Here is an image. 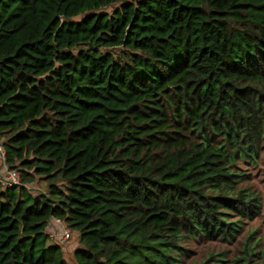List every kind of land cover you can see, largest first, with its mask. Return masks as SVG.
Here are the masks:
<instances>
[{
  "label": "trees",
  "instance_id": "trees-1",
  "mask_svg": "<svg viewBox=\"0 0 264 264\" xmlns=\"http://www.w3.org/2000/svg\"><path fill=\"white\" fill-rule=\"evenodd\" d=\"M0 139L22 182L0 184V264H67L52 218L76 264L234 241L259 203L240 164H264V0H0Z\"/></svg>",
  "mask_w": 264,
  "mask_h": 264
},
{
  "label": "rangeland",
  "instance_id": "rangeland-1",
  "mask_svg": "<svg viewBox=\"0 0 264 264\" xmlns=\"http://www.w3.org/2000/svg\"><path fill=\"white\" fill-rule=\"evenodd\" d=\"M115 5V4H114ZM111 7H105L104 10L111 11ZM79 20V18L74 19ZM3 140L0 139L2 145ZM4 152V157L2 153ZM6 152L0 150V181L3 180V172L7 168L5 160ZM241 169L247 174L245 181L242 184L249 186L256 196L258 203V210L252 219L244 218V223L241 231L238 233L237 238L231 242H224L220 240L208 241L202 237L195 238L185 242L187 248V256L181 258L180 264H196L206 260L207 264H238V258L243 256L242 250L244 249V241L252 233L253 237L250 239V244L254 246L255 254L252 255L253 264H262L264 256V164L257 163L256 165L240 164ZM9 167V166H8ZM16 169V168H14ZM17 170V169H16ZM18 172V170H17ZM19 174V172H18ZM20 178V175H19ZM20 184H22L20 180ZM19 185V184H18ZM23 185L32 195L46 192V183L40 179L24 182ZM52 218L51 220H53ZM50 220V222H51ZM72 232L70 239L66 244H62L60 249L67 264H76L73 256L74 249L79 246L78 233L69 228ZM46 232V230H45ZM51 242H55L49 237Z\"/></svg>",
  "mask_w": 264,
  "mask_h": 264
},
{
  "label": "built area",
  "instance_id": "built-area-1",
  "mask_svg": "<svg viewBox=\"0 0 264 264\" xmlns=\"http://www.w3.org/2000/svg\"><path fill=\"white\" fill-rule=\"evenodd\" d=\"M1 149L5 151V149L0 144V150ZM2 156L4 157V152L2 153ZM5 159L6 157L3 158V160ZM0 183L2 187H9V186L20 184V178H19V174L17 170L14 168H9L7 166V168L3 172V180L0 181ZM45 230H46L47 235L51 239L59 243L60 245L66 244V242L69 241L70 236L72 234L71 230L67 226L64 225L62 220L58 218H54L53 220H51V222L49 221Z\"/></svg>",
  "mask_w": 264,
  "mask_h": 264
},
{
  "label": "clouds",
  "instance_id": "clouds-1",
  "mask_svg": "<svg viewBox=\"0 0 264 264\" xmlns=\"http://www.w3.org/2000/svg\"><path fill=\"white\" fill-rule=\"evenodd\" d=\"M9 168H11V167H9ZM1 184V183H0ZM13 186H18V185H13ZM10 187V186H9ZM2 188H5V187H2Z\"/></svg>",
  "mask_w": 264,
  "mask_h": 264
}]
</instances>
